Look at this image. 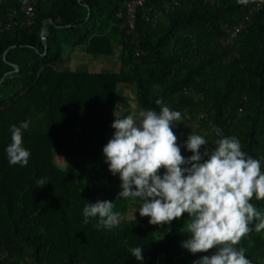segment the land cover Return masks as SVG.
Listing matches in <instances>:
<instances>
[{"label":"trees","instance_id":"obj_1","mask_svg":"<svg viewBox=\"0 0 264 264\" xmlns=\"http://www.w3.org/2000/svg\"><path fill=\"white\" fill-rule=\"evenodd\" d=\"M28 1L0 0V20L12 22L0 31V264L195 261L199 253L181 243L187 213L170 225H156L160 238L153 228L129 220L112 229L96 227L98 218L85 224L84 181L94 182L96 169L75 161L76 177L53 163L51 149L72 155L103 148L111 139L117 84L128 81L145 110L159 112L161 100L180 111L183 122L175 126L204 136L209 151L220 138L213 129L220 128L261 160L264 173V0H181L175 7L171 0H151L137 12L138 46L127 24L132 0H38L33 16L21 9ZM258 3L246 28L222 46V26H234ZM149 7L160 17L147 20ZM115 44L122 46L129 78L121 72L57 69L68 48L85 46L89 54L109 56ZM35 106L49 120L48 130H23L29 163L10 165V126H18ZM112 175L104 163L103 182ZM39 179L47 184L38 187ZM250 203L259 209L264 200L254 196ZM133 247L143 249L144 261L131 255Z\"/></svg>","mask_w":264,"mask_h":264},{"label":"clouds","instance_id":"obj_2","mask_svg":"<svg viewBox=\"0 0 264 264\" xmlns=\"http://www.w3.org/2000/svg\"><path fill=\"white\" fill-rule=\"evenodd\" d=\"M156 103L161 105L159 112L140 110L124 118L114 113L115 131L102 152L110 172L122 181L116 199L138 200L140 216L149 217L152 225H170L187 213L181 231L188 238L182 247L192 254L216 249L193 264H252L246 249L238 245L251 232L264 231V211L250 203L254 196L264 200L261 160L242 151L238 138L223 136L220 128L213 129L220 138L211 151L204 136L191 132L185 146L193 154L182 156L172 126L183 122V116L161 100ZM28 128V121L10 126L11 143L6 148L10 165L29 163L31 152L23 146V130ZM36 183L47 184L46 179ZM114 208L113 201L89 203L83 208L84 223L98 218L96 227L115 228L121 213ZM129 251L137 261H144L141 247Z\"/></svg>","mask_w":264,"mask_h":264},{"label":"rangeland","instance_id":"obj_3","mask_svg":"<svg viewBox=\"0 0 264 264\" xmlns=\"http://www.w3.org/2000/svg\"><path fill=\"white\" fill-rule=\"evenodd\" d=\"M32 25L35 23L30 22ZM123 49L120 44L114 45V52L109 56H98L89 54L85 46H78L76 48H68L63 61H59L57 65L58 71H88V72H121L129 78L131 68L128 62H123ZM116 104L115 114L119 118H124L127 115H135L140 110H145L139 101V95L133 82L122 81L117 84L116 88ZM30 110L25 117L24 121L29 122V128L26 130H35L36 132H47L49 120L42 115V109L34 107ZM6 118L9 113L5 115ZM116 119L114 116L113 121ZM112 121V122H113ZM112 122L108 129V137H112L115 129L111 127ZM1 124V121H0ZM173 131L178 137L177 144L181 148V154L184 157H190L193 153L188 151L185 146L188 134H186V126L179 129L175 125L172 126ZM103 148L86 147L83 150L74 152L72 155H66L60 152L57 148L53 147L52 161L59 168L70 171L76 177H79L77 172L75 161H86L90 163L97 172V176L94 182L85 180L84 193L86 198V205L89 203H96L97 201H113L115 208L114 211L121 213L120 224L125 221H133L138 223V226H146L154 229V235L158 238L163 237L162 234L155 230L156 225L149 223V217H141L139 214L140 202L138 200H123L116 199L118 193L121 191L119 174L112 175L110 179L105 180L101 178V174L104 172V157ZM203 153V149L201 148ZM206 159V157H205ZM165 169H160V174L163 175ZM137 210V211H136ZM258 210L264 211V203ZM188 219V214L185 217V221ZM184 221V223H185ZM183 225L180 227V237L182 241L188 238V234L181 231ZM182 243V242H181ZM238 247L246 249V257L251 260L252 264H264V231L261 233H250L247 237L242 238ZM210 253H199L196 260L200 259L204 255H212L215 253V249H210ZM159 264H162V260H158ZM181 264H193V260L189 257H185Z\"/></svg>","mask_w":264,"mask_h":264},{"label":"built area","instance_id":"obj_4","mask_svg":"<svg viewBox=\"0 0 264 264\" xmlns=\"http://www.w3.org/2000/svg\"><path fill=\"white\" fill-rule=\"evenodd\" d=\"M149 1L151 0H132L128 3V9H127V24H128V29L129 32H131L134 37H133V43L135 45L138 46L139 42H138V35L135 33L136 30V19H137V12L138 9L140 7H144L146 6L147 3H149ZM173 3V6H179L181 5V0H171ZM189 3L194 2L195 0H186ZM207 2L212 3L214 0H205ZM38 0H29L26 4H24L21 9L22 11L29 15V16H33L35 13V6L37 4ZM261 6V3H258L256 6L252 7L249 12L243 16V18H241L239 20V22L237 24H235L234 26L230 27V26H222L223 31L225 32V34L220 38L219 43L222 46H226L230 43L233 42V40L237 37V35L246 28L248 20L250 19V15L254 13L255 10H257L259 7ZM160 13H163V11H161ZM160 14L155 12V10H153V8L149 7L148 13L146 15L147 20H152V18H159ZM12 26V22H3L2 20H0V31H4L9 29ZM234 56H237V53H234ZM233 56V57H234ZM228 60H230L231 58H227ZM3 257L7 256V253L4 252L2 253ZM29 264H33V260L30 259L29 260Z\"/></svg>","mask_w":264,"mask_h":264},{"label":"bare ground","instance_id":"obj_5","mask_svg":"<svg viewBox=\"0 0 264 264\" xmlns=\"http://www.w3.org/2000/svg\"><path fill=\"white\" fill-rule=\"evenodd\" d=\"M248 13V12H247Z\"/></svg>","mask_w":264,"mask_h":264}]
</instances>
